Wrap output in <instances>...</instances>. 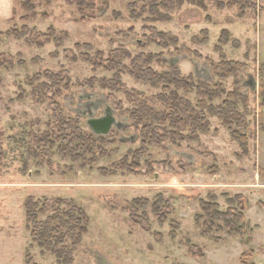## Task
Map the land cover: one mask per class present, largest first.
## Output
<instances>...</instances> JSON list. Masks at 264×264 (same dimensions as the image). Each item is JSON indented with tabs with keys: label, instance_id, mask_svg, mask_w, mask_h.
I'll return each mask as SVG.
<instances>
[{
	"label": "rangeland",
	"instance_id": "obj_1",
	"mask_svg": "<svg viewBox=\"0 0 264 264\" xmlns=\"http://www.w3.org/2000/svg\"><path fill=\"white\" fill-rule=\"evenodd\" d=\"M154 1L14 2L0 21V264H61L33 242L28 199L46 203L39 222L70 203L85 212L86 234L62 245L71 264H264V0H190L161 20ZM137 68H175L194 88L154 87ZM172 94L205 133L137 123L144 108L174 114ZM107 108L121 129L96 136L88 115ZM62 138L90 153L60 155ZM201 202L242 209L243 238L222 224L204 234Z\"/></svg>",
	"mask_w": 264,
	"mask_h": 264
},
{
	"label": "trees",
	"instance_id": "obj_2",
	"mask_svg": "<svg viewBox=\"0 0 264 264\" xmlns=\"http://www.w3.org/2000/svg\"><path fill=\"white\" fill-rule=\"evenodd\" d=\"M34 1L36 0H14V2H20L25 7H27L28 4ZM188 1L190 2V0H161L160 3H158L157 1L151 2L152 4L150 7V14L156 16L158 20H161L165 17L159 14L160 9H163L166 12L169 10L172 11L174 9L180 8L182 4ZM122 53L123 52L121 51H114L113 56L119 58ZM127 57H129V55H127ZM152 59H147L144 65L148 66L151 63ZM230 66V64L226 65V67L229 68ZM133 75L137 80L151 84L154 87H166L169 85H174L176 90H187L189 88H194L193 85H188L187 82H184L180 79V74L175 68H172L170 74L167 75H157L149 68H147V70L145 71L137 68ZM207 95L209 96V98L211 97L210 99H213L212 97H216L215 95L211 96L209 93ZM161 100H163L165 104H168L169 106L171 105L170 107L174 109L175 113L178 114V117L175 116V113L168 115H157L154 113H149L144 108L143 110L148 114L146 117H143V115L139 113L137 123H142L144 118H149L151 123L153 124L170 122V126L175 128H178L177 126H180L181 128L185 126L194 127V124L202 123V127L200 129L203 133L206 132L205 130L207 123L205 117H203L202 115L196 116L189 102L178 98L176 94H172L170 97H161ZM210 113L212 115H215L216 113V116L224 121L222 115L223 112L219 113L217 111L210 110ZM69 128V125H64L63 131H66ZM150 128L151 126L148 125L144 127V130H149ZM232 134L233 136H237V134L235 133ZM91 137L92 138L89 140V143L94 142V137L96 136L93 135ZM59 141L61 145L57 149V151L60 155L64 157H72L73 150H76V152L78 151L77 155L79 156L74 158L72 157V161L74 162H77L79 159H81L82 157L84 158V156L90 153L87 147L77 146L74 148V142H68L66 138H62ZM79 151L81 152L80 154ZM46 207V203L39 201L34 202L32 199H28L25 203L26 218L31 233V238L39 248L53 253L56 259L61 264H71L72 251L70 249H67L66 246L62 245L65 244L66 238L68 237L71 241H77V244L81 241V237L87 232L86 227L89 222L88 217L82 209L77 208L70 203L67 213H55L54 215L46 218L45 221L39 222V218L45 216L46 214ZM200 210L203 215L202 217L206 219L207 225H205L208 227L207 231L204 234H209L215 224H222L230 234H233L241 239L243 238V225L245 223V220L243 217L242 209L235 210L233 208H230L227 210V212L221 213L219 212V208L215 203L201 202ZM63 219H66V221H64ZM197 219L200 220V217H198ZM55 224H57L58 227H55ZM64 228H67L66 235L62 234V229ZM59 245H61L62 247L61 249L57 250V246Z\"/></svg>",
	"mask_w": 264,
	"mask_h": 264
},
{
	"label": "water",
	"instance_id": "obj_3",
	"mask_svg": "<svg viewBox=\"0 0 264 264\" xmlns=\"http://www.w3.org/2000/svg\"><path fill=\"white\" fill-rule=\"evenodd\" d=\"M208 80V78H204ZM256 81L253 76H249L248 80L244 82V86L249 88L250 91L254 92L256 90ZM89 118L86 121V124L90 131L96 136H107L112 127H116L121 129V124L118 123L113 115V111L110 108H107L104 112V117L101 118H93L90 114L88 115Z\"/></svg>",
	"mask_w": 264,
	"mask_h": 264
},
{
	"label": "crops",
	"instance_id": "obj_4",
	"mask_svg": "<svg viewBox=\"0 0 264 264\" xmlns=\"http://www.w3.org/2000/svg\"><path fill=\"white\" fill-rule=\"evenodd\" d=\"M14 0H0V21L8 19L12 15Z\"/></svg>",
	"mask_w": 264,
	"mask_h": 264
}]
</instances>
